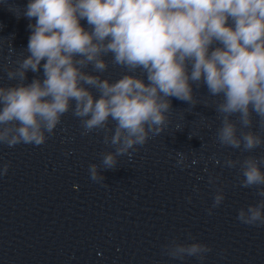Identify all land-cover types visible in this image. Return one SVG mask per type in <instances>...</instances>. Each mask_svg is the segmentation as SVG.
Instances as JSON below:
<instances>
[{"label":"clouds","instance_id":"clouds-1","mask_svg":"<svg viewBox=\"0 0 264 264\" xmlns=\"http://www.w3.org/2000/svg\"><path fill=\"white\" fill-rule=\"evenodd\" d=\"M9 10L35 22L28 25V55L14 68L5 66L8 80L17 83L0 86V144L42 145L71 110L80 119L82 135L103 130V142L115 149L101 153V165H89L90 179L102 183V171L114 170L118 157L131 158L136 146L168 127L170 98L190 108L199 103L195 85L222 97L213 101L221 120L216 131L220 145L244 152L264 145V138L250 130L253 114L264 128V0H28L22 12ZM9 52H14L10 45ZM109 54L113 65L127 69L115 81L100 75L108 69L104 57ZM90 65L98 74L85 71ZM41 68L42 79L25 83L29 71ZM137 70L143 76L133 74ZM110 120L114 129L108 127ZM176 155L177 165L187 167L184 153ZM224 163L239 165L240 186L257 188L262 198L240 209L237 219L264 225V158H227ZM224 198L218 190L212 207ZM188 239L195 241L190 233ZM211 251L207 244L175 238L162 246L163 255L181 261H203Z\"/></svg>","mask_w":264,"mask_h":264},{"label":"water","instance_id":"water-1","mask_svg":"<svg viewBox=\"0 0 264 264\" xmlns=\"http://www.w3.org/2000/svg\"><path fill=\"white\" fill-rule=\"evenodd\" d=\"M27 3L0 0V86L17 83L8 80L5 66L14 68L28 55V25L35 21L9 10L22 12ZM81 24L88 27L86 20ZM104 59L108 69L102 78L115 81L127 72L111 63V54ZM85 71L98 74L91 65ZM133 74L143 76L139 70ZM26 75L25 83L42 79L43 69ZM193 88L199 103L190 108L170 98L168 127L136 146L131 158L118 157L114 170L102 171V183L90 179L89 165H101V153L115 149L103 142V130L82 135L80 119L71 110L42 145L0 144V173L10 165L0 174V264H264V225L237 219L240 209L262 198L257 188L240 186L239 165L224 163L227 158H264V145L252 152L220 145L221 120L213 101L222 97H211L206 86ZM231 119L239 135L238 115ZM108 127L114 129V122ZM250 130L264 138L255 114ZM176 152L187 157V167L177 165ZM218 190L225 198L213 208ZM174 238L207 244L212 251L203 261L172 259L162 254V246Z\"/></svg>","mask_w":264,"mask_h":264}]
</instances>
